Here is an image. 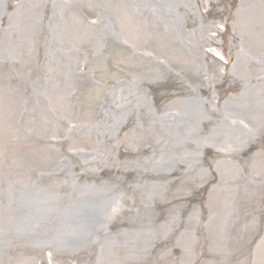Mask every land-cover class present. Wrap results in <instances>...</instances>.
<instances>
[{
    "label": "rangeland",
    "instance_id": "rangeland-1",
    "mask_svg": "<svg viewBox=\"0 0 264 264\" xmlns=\"http://www.w3.org/2000/svg\"><path fill=\"white\" fill-rule=\"evenodd\" d=\"M219 1L0 0V264H264V7Z\"/></svg>",
    "mask_w": 264,
    "mask_h": 264
},
{
    "label": "bare ground",
    "instance_id": "bare-ground-1",
    "mask_svg": "<svg viewBox=\"0 0 264 264\" xmlns=\"http://www.w3.org/2000/svg\"><path fill=\"white\" fill-rule=\"evenodd\" d=\"M73 239H79L80 240V236H74Z\"/></svg>",
    "mask_w": 264,
    "mask_h": 264
}]
</instances>
